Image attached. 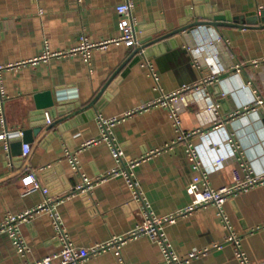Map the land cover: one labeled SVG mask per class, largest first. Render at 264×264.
<instances>
[{
  "label": "crops",
  "instance_id": "1",
  "mask_svg": "<svg viewBox=\"0 0 264 264\" xmlns=\"http://www.w3.org/2000/svg\"><path fill=\"white\" fill-rule=\"evenodd\" d=\"M123 1L0 0V130L43 124L28 143L26 157L14 153L12 140L18 136L10 138L7 149L0 140V222L7 213H22L44 200L41 189L24 191L22 178L30 173L48 189V196L59 199L55 210L78 247L105 243L143 221L142 201L133 197L121 176L96 181L89 193L69 194L82 174L95 179L118 166L102 139L98 115L117 119L109 135L121 149L123 163L133 162L141 196L157 217L175 214L190 203L185 186L193 169L187 143L196 147L213 188L243 179L240 157L255 173L263 170L264 104L254 101L264 98V23L248 22L264 8V0H131L142 48L128 62L137 47L126 42L93 48L89 65L78 52L68 53L82 35L90 42L118 38V22L125 17L116 6ZM217 15L240 26L215 27L209 21ZM44 51L66 54L43 57ZM183 85L193 88L181 92L175 106L180 129L190 135L178 140L168 109L146 105ZM58 92L63 110H55L54 104L47 123L46 110L36 108V99L55 101ZM95 97L94 106L86 108ZM66 149L76 154L78 170L64 156ZM222 210L248 261L264 263V182L228 197ZM19 230L28 255L20 257L9 236L0 233V264L36 261L60 248L47 213L33 215ZM163 232L180 258L205 250L185 264H240L235 245L225 240L229 229L213 204L176 216L163 225ZM163 261L160 245L139 234L126 240L119 255L101 251L85 264Z\"/></svg>",
  "mask_w": 264,
  "mask_h": 264
},
{
  "label": "built area",
  "instance_id": "2",
  "mask_svg": "<svg viewBox=\"0 0 264 264\" xmlns=\"http://www.w3.org/2000/svg\"><path fill=\"white\" fill-rule=\"evenodd\" d=\"M131 0H124L122 3L116 6V12L125 17L118 22V28L120 30V36L116 39H108L100 42H90L86 36L82 35L79 39V45L68 51V53H79L81 54L83 61L89 65L90 64V52L93 48H103L107 44L115 42H126L134 45L135 47H139L140 41L137 39L136 30L134 28L135 21L131 16ZM261 10L257 9V14L260 13ZM66 54L64 52H49L44 51L43 57L48 56H59ZM149 70L152 72V68L149 64H147ZM2 66H0V70ZM153 78L157 80V76L152 72ZM213 77H209L204 79V82L210 81ZM193 87L190 85H183L176 91L171 93H162L161 96L155 101L149 103L146 106H154L160 105L164 106L168 109L169 118L175 127L176 131L179 133L177 137L178 140H186L190 133H184L180 129V120L179 113L175 106L178 95L183 91H188ZM2 90L0 87V125L3 126V117H2V102H1ZM256 106H261L264 104L263 97H257L254 101ZM246 108H249L246 107ZM251 108V107H250ZM213 112L216 115V107H213ZM217 118V117H216ZM216 118L213 121V127L218 126V121ZM97 123L101 129L102 139L108 142V146L110 148L111 155L116 160L118 166L111 169L108 173L96 177L95 179L89 178L86 175H81L80 182L70 190L69 194L75 193H89L91 188L94 186L95 182L101 179H105L110 175L113 176H121L124 178L128 188L130 189L132 195L136 199H140L143 204V221L138 224L133 230L127 232L124 235L112 237L105 243H99L91 247H78L74 245L66 232V229L63 227L60 216L55 210V205L59 203V199H53L52 197L47 195L48 189L45 187H41L35 175L30 173L25 175L22 178V185L24 186V191H32L36 189H41L44 194V200L36 205L35 207L28 209L22 213L11 214L7 213L2 221L0 222V233H5L11 239L16 253L25 258L28 255L29 247L26 245L23 240L19 225L22 222L28 221L32 218L33 215L44 212L47 213L50 217L52 228H53V238L59 242L60 248L50 253L49 255L36 260L29 261L27 259L24 260L23 264H85L86 260L93 254L111 250L114 251L116 255L120 254V249L122 245L126 242L127 239L137 236L139 234H145L149 236L153 241H156L163 252L164 261L161 264H185L189 260V258L196 257L197 255L204 253L205 250L202 251H192L189 253L188 258H180L178 257L172 250L171 244L167 241L164 232L163 225L166 223H171L174 221L175 217L178 215H183L192 210L206 205L213 204L216 209L218 215L224 220L226 226L229 229V234L226 237L227 242H233L235 245L236 251L235 256L239 259L240 264H251L246 258L245 254L239 249V240L237 235L233 231L230 230L229 224L227 223V219L223 213L222 205L228 199V197L232 196L238 191L246 190L254 185L260 184L264 182V168L261 172L255 173L253 170L247 166V164L240 157V165L242 169L245 171V175L243 179L236 180L235 183L228 186H223L218 189L213 188L208 181L207 173L198 158V153L196 147L190 143H187V155L189 161L191 162V167L193 169V175L191 179L186 183V192L189 194L191 200L190 203L182 210L177 211L175 214L157 217L154 215L150 206L147 202H144L138 181L135 179L133 172L131 171V167L133 166V162H128L127 164L123 163L122 160V151L121 149L115 145L113 140L109 135V127L114 124L117 120L116 118L112 119H103L100 115L96 117ZM46 122L50 123L49 118L46 116ZM22 131H8L6 128H2L0 130V140L4 142L5 149L8 148V141L10 138L18 136L21 137ZM237 147V146H236ZM30 153V145L28 143H23L21 145V157H26ZM64 156L68 160L71 167L75 170H78V161L75 153L69 152L67 149L64 152ZM264 264V263H259Z\"/></svg>",
  "mask_w": 264,
  "mask_h": 264
},
{
  "label": "water",
  "instance_id": "3",
  "mask_svg": "<svg viewBox=\"0 0 264 264\" xmlns=\"http://www.w3.org/2000/svg\"><path fill=\"white\" fill-rule=\"evenodd\" d=\"M230 21H232V19L231 20H228V19H226L225 17H223L221 15H217L212 20H210L209 22H210V24L214 25L215 27H218V26H221V25L240 26L239 23H237L235 21L234 22H230ZM257 22L264 23V10H261L260 13H258V14H254L253 15V18L252 19H249V22L248 23L254 24V23H257ZM203 23H205V21H198L196 24H203ZM240 24H243V22H241ZM168 36H170V35L167 34V35H163L161 37H158L157 39L153 40L148 45L153 44V43H157V42H161L162 40H164ZM148 45H145V46H148ZM141 48H142V46L141 47H137L133 51V53L129 56V58L127 59V62L135 54H137L141 50ZM61 100H62V93H60V92H58L56 94L55 101L52 100L51 97L50 98H46V99L37 97V99H36V108L37 109L46 110V115H44V116H45V118L47 116L49 118V120H51V117L47 114V111L54 110L53 109L54 108V104H56V106H57V108L55 107V110L62 111L63 109H61V107H59L61 105V103H62ZM96 100H97V98L95 97L92 100V102L88 105V107H86V108L93 107L94 106V103L96 102ZM82 109H80V110H82ZM59 117H60L61 120H63L64 118H66L65 115L62 112L59 114ZM262 121L264 122V119ZM57 122H58V120L52 122L51 124H48L46 128L47 129L50 128L53 124H55ZM42 126H43V124L42 125L33 126V128H31V129L22 130L21 137H18V139L16 141L12 140L13 143L15 142V148L17 150L14 153L20 155V153H21V145L23 143H29L31 141L32 136L36 135L38 132L41 131ZM11 147H14V146L11 144Z\"/></svg>",
  "mask_w": 264,
  "mask_h": 264
}]
</instances>
